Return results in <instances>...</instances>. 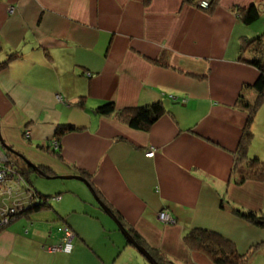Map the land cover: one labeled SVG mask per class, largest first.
Masks as SVG:
<instances>
[{"label":"crops","instance_id":"0c3cea01","mask_svg":"<svg viewBox=\"0 0 264 264\" xmlns=\"http://www.w3.org/2000/svg\"><path fill=\"white\" fill-rule=\"evenodd\" d=\"M196 1L0 0V61L17 54L0 70V135L46 174L89 185L33 180L58 198L0 231V264L140 262L91 190L168 264H216L184 243L192 228L240 253L264 240L263 227L232 210L264 215V182H237L235 172L248 117L237 100L256 98L259 75L241 44L264 32V0H214L209 11ZM251 4L260 15L245 24L237 8ZM108 101L117 110L161 101L166 111L139 130L94 112ZM64 123L79 129L56 137ZM249 129L246 155L264 161V101ZM50 222L71 227V252L43 248L57 237ZM249 264H264V242Z\"/></svg>","mask_w":264,"mask_h":264},{"label":"trees","instance_id":"16d2710c","mask_svg":"<svg viewBox=\"0 0 264 264\" xmlns=\"http://www.w3.org/2000/svg\"><path fill=\"white\" fill-rule=\"evenodd\" d=\"M208 2L210 5L206 9L209 11L214 4V0H209ZM237 11L239 18L245 24L254 22L259 18L260 15V8L256 4H251L245 8H237ZM247 49H249V52L252 53V56L248 59L244 58L242 55L241 58L255 67L258 70L259 75L253 84V88L257 93L256 98L252 102L244 100L240 97L237 100V105L247 111L248 117L245 128L243 129V135L240 140L238 150V155L240 157H245L244 161L246 162L244 164V169H242V167L238 168V172L235 171L237 174L236 181L242 182L245 180H254L264 182V161H261L257 157L249 158L246 155L247 148L252 137L249 125L252 122L253 117L261 103L264 101V32L255 37L244 39L241 44V53L247 51ZM16 55L17 54L15 53H11L4 60L0 61V70L5 68L8 63L16 57ZM78 103L81 104L82 101H79ZM165 111L166 108L161 101H155L149 104L138 105L133 108H125L120 110L115 109L113 102L108 101L98 105L94 109V112L99 115H113L120 121L126 123L129 127L139 130L149 129V127L161 115H163ZM76 129L79 128L69 123L58 124L55 128V136L60 137L64 133ZM8 153L11 156L10 160H13L15 163L20 180L13 184V189L10 194L4 193V191L0 190V210H7V214L5 217H3L4 222L0 225V231L22 217L28 219L29 221L30 213L53 207V204L51 205L50 202L58 198V195L56 194H45L37 190L33 186L32 176L41 175L27 166L21 157L10 152ZM4 167V164H0V169H5ZM37 167L40 170L43 169L40 166ZM12 205H16V209H18L14 213L9 212V207ZM232 210L233 213L238 217L256 226L264 228L263 214L259 212L243 210L238 207H233ZM54 213L57 215L56 211H54ZM58 219H60V217L56 218V220ZM60 224L61 225L57 228L56 240L53 243L44 244L43 248L51 252L61 251L69 253L73 247L72 240L75 238V233L66 222H60ZM127 230L129 232L131 231V235L133 236L134 240L138 244L145 247L159 264H168L163 256L158 255L157 253L150 250L134 231L129 229ZM68 231L70 236L67 233ZM25 232H27V229ZM51 234L52 230L48 229V236ZM183 241L188 248L202 251L207 254L216 264H249V259L252 253H254L259 245L264 242L263 240L262 242L253 245L246 252L240 253L230 239L224 237L222 234L216 231L204 228L190 229L183 236ZM58 247L61 249H57Z\"/></svg>","mask_w":264,"mask_h":264},{"label":"water","instance_id":"95a60500","mask_svg":"<svg viewBox=\"0 0 264 264\" xmlns=\"http://www.w3.org/2000/svg\"><path fill=\"white\" fill-rule=\"evenodd\" d=\"M0 144L3 148H5L6 150H10V151H14V153H16V155H18L19 157H21L23 159V161L27 164V166H29L33 171L37 172L38 174H40L41 176L45 177V178H61V179H69V178H74V179H78L83 181L88 187V183L85 181V179L77 174H71V175H53L50 176L48 174H46L44 171L40 170L35 164L31 163L30 161H28L23 155H21L18 152H15V150H13L11 147L7 146L5 144V142L3 141L1 135H0ZM92 195L94 196L95 200L97 201L99 207L107 214L109 215L114 222L117 225V228L120 230V232L123 234V236L126 238V240L137 250V252L143 257V259L146 260V262L148 264H159L154 257L151 255V253L142 245L138 244L133 236L131 235V233L116 219L115 215L111 212V210L104 205L103 202H101L99 200V198L94 194V192L91 190Z\"/></svg>","mask_w":264,"mask_h":264},{"label":"built area","instance_id":"2783aa9c","mask_svg":"<svg viewBox=\"0 0 264 264\" xmlns=\"http://www.w3.org/2000/svg\"><path fill=\"white\" fill-rule=\"evenodd\" d=\"M208 3L209 2L207 0H204L202 2V4L204 5L203 7L207 8ZM10 10H12V8H10ZM26 134L28 135V132H26ZM51 145H52V147L57 148L58 147V141L54 138L53 140H51ZM153 154H154L153 148L149 149V150H147L145 152V155L147 157H152ZM4 156L7 159L4 158ZM0 164H4L5 165L4 168L6 169V170L5 169H0V182L3 181V179L5 180V177L10 175V174H13V176H14L12 179H8L5 182V184L0 188V190L4 191V193L10 194L12 192V189H13L12 188L13 184H15L16 182H18L20 180V176L17 173V169H16L14 163L10 160V158L7 155H5V153H3L1 151H0ZM7 165H9V166H7ZM7 182H9V183H7ZM9 209H10V211L9 210L8 211L12 212V213H14L15 211L18 210V209H16V205H12L11 207H9ZM6 214H7V210L6 211L0 210V225L4 222L3 217H5ZM158 218L160 220H162V221H169L170 220V217H169L168 213H166L165 211L159 212L158 213ZM67 233L70 236L69 231ZM57 249H61V248L58 247Z\"/></svg>","mask_w":264,"mask_h":264},{"label":"rangeland","instance_id":"374dc122","mask_svg":"<svg viewBox=\"0 0 264 264\" xmlns=\"http://www.w3.org/2000/svg\"><path fill=\"white\" fill-rule=\"evenodd\" d=\"M204 0H197L196 1V6L199 8V9H202V10H206V11H208V9H206L205 7H203L204 5L202 4V2H203ZM207 1H209V0H207ZM209 5H210V3H209ZM246 52V51H245ZM245 52H243V53H245ZM247 52H249V49H247ZM8 152H10V153H12V154H14V155H16V153H14V151H10V150H7ZM4 158H6L5 156H4ZM7 159V158H6ZM5 159V160H6ZM245 160V157H242L241 156V159H239L238 158V161H237V163H236V165H235V171L236 172H238V168H242V169H244V164H245V162L246 161H244ZM15 175V174H14ZM14 176H13V174H10V175H8V176H6L5 177V180L3 179V181H1L0 182V188L5 184V182L8 180V179H12ZM32 178H33V180H35L36 178H39L38 180H39V182H38V184H37V187H39V186H42V183H45V182H48V181H50V182H52V181H56V182H71V181H74V180H76V181H80V180H77V179H65L64 181L62 180V179H46L45 177H42V176H32ZM93 204H94V202H93ZM95 205V204H94ZM102 211V210H101ZM103 212V211H102ZM104 213V212H103ZM263 213H264V209H263ZM61 224L60 223H52V222H50V223H48L47 224V228L48 229H51L52 230V232L55 234V233H57V228L60 226ZM129 250H131V252L134 254V255H136L137 256V258L140 260V262H135L136 264L138 263V264H148L147 262H146V260L145 259H143V257L137 252V250L135 249V248H133V247H131Z\"/></svg>","mask_w":264,"mask_h":264},{"label":"flooded vegetation","instance_id":"af4514ba","mask_svg":"<svg viewBox=\"0 0 264 264\" xmlns=\"http://www.w3.org/2000/svg\"><path fill=\"white\" fill-rule=\"evenodd\" d=\"M0 151L3 152V153H5V155H7L9 158H11L10 154L8 153V151L5 148H3V147L0 146ZM11 161L14 163L13 160H11ZM14 165H15V163H14Z\"/></svg>","mask_w":264,"mask_h":264},{"label":"bare ground","instance_id":"6f19581e","mask_svg":"<svg viewBox=\"0 0 264 264\" xmlns=\"http://www.w3.org/2000/svg\"><path fill=\"white\" fill-rule=\"evenodd\" d=\"M207 7H209V3H208V6Z\"/></svg>","mask_w":264,"mask_h":264}]
</instances>
